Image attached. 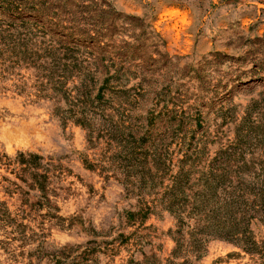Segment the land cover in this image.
<instances>
[{
  "label": "rangeland",
  "instance_id": "rangeland-1",
  "mask_svg": "<svg viewBox=\"0 0 264 264\" xmlns=\"http://www.w3.org/2000/svg\"><path fill=\"white\" fill-rule=\"evenodd\" d=\"M55 58L76 60L61 85L41 69ZM85 93L92 132L69 113ZM106 132L139 140L151 184L125 183ZM0 137V264H181L161 199L182 165L264 184V0H0ZM250 231L264 240L258 218ZM191 260L264 264L220 240Z\"/></svg>",
  "mask_w": 264,
  "mask_h": 264
},
{
  "label": "trees",
  "instance_id": "trees-1",
  "mask_svg": "<svg viewBox=\"0 0 264 264\" xmlns=\"http://www.w3.org/2000/svg\"><path fill=\"white\" fill-rule=\"evenodd\" d=\"M49 57L52 60L54 54ZM69 61L72 62L59 63L60 59L55 58L51 63L52 67L42 66L41 69L49 71L51 77L57 79L56 83L61 85V79L68 78H65V74L69 70L72 72L77 67V65L75 66L76 60L69 59ZM102 92L103 89L100 88L95 95L97 105L101 100ZM87 97L88 94L85 93L71 101L69 113L72 116H77L75 121L92 132V118L84 111L83 104L84 106L94 104V100L89 101ZM106 136L109 141L115 143L117 150L119 149L113 159H119L116 164L124 170L125 183L131 182L130 178L138 179L141 175L138 183L140 188L151 184L152 179H147V175H143L144 173L141 174L139 171L146 164V160L141 162L139 158H147L146 154L141 156L137 154L140 147H137L136 144L139 145V140L130 136L134 141L130 143L133 147L128 151L125 150V146H122L121 141L113 139L112 133L106 132ZM107 144L109 147L112 145L111 143ZM219 155L223 156L225 153ZM29 159L30 161L25 160L21 155L22 164L32 168L39 167L31 160L39 161L40 157L30 154ZM216 161H213L205 171L185 170L182 165L179 172L172 177L171 188L161 199V202L167 204L166 209L171 213V217L175 219L176 229L173 233L175 248L172 257L183 258L181 264H192L191 258L198 261L210 241L220 240L232 243L244 252L264 259V240L260 243L256 242L250 231V222L255 218H258L264 225V184L255 192L254 187L246 184L241 178V173L248 168L247 165L231 166L229 163L218 164ZM181 163L183 164V162ZM261 170L264 173V167ZM194 174H198V177H193ZM233 177H236V180H233ZM34 178L42 180V182H45L46 179L45 176L39 174H34ZM41 190L44 192V187H41ZM44 201L49 203L46 197H44ZM126 214L127 218L131 219L141 213ZM119 237L122 238L121 235ZM94 252L95 249L87 248L75 259L79 258L82 259V262H87ZM59 263H61L59 260L55 261V264Z\"/></svg>",
  "mask_w": 264,
  "mask_h": 264
},
{
  "label": "bare ground",
  "instance_id": "bare-ground-1",
  "mask_svg": "<svg viewBox=\"0 0 264 264\" xmlns=\"http://www.w3.org/2000/svg\"><path fill=\"white\" fill-rule=\"evenodd\" d=\"M24 124V123H23ZM30 127H26V126H21V127H19V128H16L15 129V131H14V133H13V135H12V137H21V136H24V135H22V134H27L29 131H30V129H29ZM14 129V128H13ZM12 129V130H13ZM31 129H33V127L31 128ZM7 135V134H6ZM3 136V135H2ZM6 137V136H5ZM1 138V137H0ZM15 139V138H14ZM3 141V140H2ZM17 142V141H16ZM7 145V144H6ZM9 147V146H8Z\"/></svg>",
  "mask_w": 264,
  "mask_h": 264
}]
</instances>
